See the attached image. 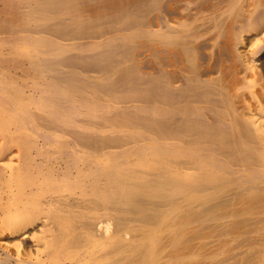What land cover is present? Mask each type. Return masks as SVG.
<instances>
[{"label": "bare ground", "instance_id": "obj_1", "mask_svg": "<svg viewBox=\"0 0 264 264\" xmlns=\"http://www.w3.org/2000/svg\"><path fill=\"white\" fill-rule=\"evenodd\" d=\"M0 264H264V0H0Z\"/></svg>", "mask_w": 264, "mask_h": 264}]
</instances>
